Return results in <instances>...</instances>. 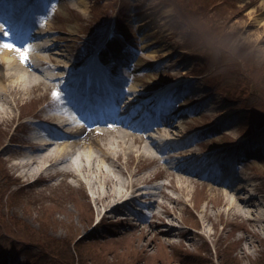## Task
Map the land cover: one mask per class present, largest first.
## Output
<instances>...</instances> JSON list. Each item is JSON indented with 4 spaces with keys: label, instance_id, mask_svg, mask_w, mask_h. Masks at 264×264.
Returning a JSON list of instances; mask_svg holds the SVG:
<instances>
[{
    "label": "rangeland",
    "instance_id": "obj_1",
    "mask_svg": "<svg viewBox=\"0 0 264 264\" xmlns=\"http://www.w3.org/2000/svg\"><path fill=\"white\" fill-rule=\"evenodd\" d=\"M175 1L185 11L187 20L177 15L173 4L163 0H54L50 17L44 19L46 29L51 30L45 42L51 48L46 49L48 58L44 55L43 60L50 67L39 63L35 69L42 70L43 74H37L22 60H15L18 50L11 55L13 58L9 57L16 68L4 72V65H0L3 70L0 82L6 87L0 91V109L5 110L0 115V144L4 142L0 145V214L4 215L0 228L5 233L0 236V242L20 233L9 221L13 213L28 224L23 227L28 226L35 232L40 231L39 221L43 225L48 221L49 231L61 236L60 252L67 264H87L73 258L71 246L89 239L113 242L112 250L92 244L81 247L87 257L101 256L93 257L94 262L90 264H171L173 250L177 249L193 255L186 264H264V222L254 225L240 220L227 221L219 216L220 202L210 198L211 176L224 173L216 164L210 169L213 173L208 181L198 174L188 175L193 185L184 191L176 179L177 167L166 156L156 162L143 160L136 151L123 156L124 151L138 150L141 145L135 136L120 135L119 131H128L123 126L117 128L111 124L112 131L107 125L87 127L82 136H88L90 143L95 141L118 159L116 164L122 170L112 171L114 180L136 182L148 176L140 185L150 193L157 187L153 179L166 182V188L160 186L155 209L145 204H135L130 211L121 207V211L130 215L129 219L112 212L92 231L102 217L97 210L104 209L106 202L95 203L94 190L88 184L80 185L66 175L69 179L60 178L47 185L44 177L35 180L39 164L28 167L29 171L20 168L19 175L15 173L14 162L52 154L57 147L55 143L62 141L53 140L47 153L40 154L38 148H31L30 142L43 140L45 136L40 137L38 133L44 134V131L34 130L28 123L16 128V124L11 126L13 122L27 115L53 123L62 134L79 132L80 121L61 113L66 109L51 80L79 71L85 61L106 47L123 50L129 44L137 51L131 56L134 65L119 68L112 63V56L105 54V60H109L107 70L117 74V90L129 100L138 93L144 99L146 95L164 92L162 100L169 106L165 116L171 119L176 130L184 132L181 145L188 146L201 162L211 152L229 151L226 160L238 165L236 172L229 176L239 181L250 179L255 184L254 195L264 205V0H213L215 8L204 21L211 27L202 26V30L218 28L223 34L220 36L217 32L204 37L196 34L198 26L194 16L201 14L208 3ZM191 7L196 10L194 13L189 12ZM109 32L118 34L120 39L110 42ZM54 65L69 66L70 71ZM4 73L11 78H2ZM32 74L39 78L40 84L33 86ZM93 105L97 107L96 102ZM137 115L142 113L139 111ZM259 115L263 118L260 121ZM152 116L154 113H149V122ZM144 120L148 122L145 116L140 122ZM60 122L68 125L61 128ZM261 123L263 126L250 134ZM10 127L15 130L11 131ZM132 132L139 134L133 129ZM149 134L154 140L164 139L152 130ZM82 153V145L73 147L67 157L74 163ZM182 163L192 168L191 163ZM24 173L28 175L18 178ZM91 178L96 180V175L92 173ZM32 180L35 183L22 187V183ZM14 191L21 192L24 199L17 197L12 203L6 200V194ZM145 200V203L151 202ZM47 212L52 217L44 219ZM149 213H154L152 218H148ZM168 230L171 233L164 235ZM21 231L28 233L27 229ZM22 232L1 264H27L33 255L36 256L33 264H62L54 250L41 246ZM65 237L71 238L68 241L72 243L67 247L70 254L65 251Z\"/></svg>",
    "mask_w": 264,
    "mask_h": 264
},
{
    "label": "bare ground",
    "instance_id": "obj_2",
    "mask_svg": "<svg viewBox=\"0 0 264 264\" xmlns=\"http://www.w3.org/2000/svg\"><path fill=\"white\" fill-rule=\"evenodd\" d=\"M1 1V0H0ZM81 7V6H80ZM146 27V26H144ZM39 29V28H38ZM47 30V29H46ZM27 39H34L33 36H30ZM24 41V38L23 40ZM30 41V40H29ZM28 41V42H29ZM41 41V39H40ZM144 45V44H143ZM53 46V45H52ZM34 48V47H33ZM32 48V49H33ZM46 48H51L50 44H46L44 41H41V44L38 45V48L36 49L37 53H35L34 57L36 60L41 61L43 60V56L46 59L47 54L45 52ZM108 51L110 54H113L115 49L112 47H108ZM130 54L135 53L132 50H128ZM16 53L14 49L6 48L2 51L0 59L2 62V65H4V72L12 71L14 68L17 67V65L14 63V61H9V57ZM124 53V51L122 52ZM121 53V54H122ZM127 53V52H126ZM120 54V55H121ZM10 58H13L12 56ZM123 58V57H122ZM19 55L17 53L15 60L18 61ZM44 62H48L46 60H43ZM17 63V62H16ZM64 66L58 65V69H62ZM84 73L79 74L77 76V80H75L76 84H80L81 81L89 82L87 84V87L84 88V92H82L81 95H76L75 88L76 84L73 81H70L67 83V85H71L72 90H70L68 95L71 96V99L74 97L80 98L81 101H78L77 104H80L83 102V106L80 105L77 106V108L82 111H85V115L87 114L89 116L91 115H97L100 116L101 121H111L113 118V115L116 117L118 114L119 119L113 121V125L117 126V128L124 127L128 131H119L120 135L127 136L132 135L135 136L139 144L138 150H134L132 148H129L127 151H124L123 156H127L129 154L134 153V151L138 152V156L143 158V160L156 162L157 160L162 159L164 156L168 158L174 157V160H171L170 163H172L174 166H176V170H178V176L177 181L179 183V188L186 191L187 188L192 186L191 178L188 175H194L198 174V176L202 179H206L208 181L209 177L211 176V167L213 164H216V168L224 172L222 176L216 177L217 174L214 173L212 175L213 183L209 184V190H210V198L211 199H217L220 202V205H222V210L219 211V216L225 218L227 221L229 220H240L243 222H247L249 224L258 225L259 223L264 222V205L260 203V199L256 197L254 194L253 187H255V184H252L250 182V179H245L239 181V179H233L229 175H233L232 172H236V169L238 168V165L236 163L230 162L226 160L228 152H221V151H215L211 152L209 154H206L203 156L204 161L201 162L198 160V155L193 154L192 151L188 150V146L181 145V141L183 139L184 132L180 131V129L176 130V128L171 124L170 119H165L163 117V103L160 102V99L157 103V108L155 113H157V116L155 115V118L158 117V119H153L152 122H157V124H151L152 131L159 137H162L164 139L155 140L152 138L149 134L150 127L146 125L148 122L141 121L142 117H148L149 112H153L152 105L154 104L152 97H147L145 99H141V94H136L132 99H128L117 90V87L113 88L112 86H106L101 85L100 80L101 78L105 79V74H92V71L88 70V65L85 64ZM0 71H3L0 68ZM37 74H43V71L35 70ZM13 73H11L12 75ZM74 75L72 72L71 77ZM82 75H85L84 78H82ZM38 77V76H37ZM61 77V76H60ZM2 78H6V80H9L8 78H11L10 75H7L4 73V76ZM32 84L34 86L37 84H40L39 78H36L35 74L31 75ZM41 79V78H40ZM1 81V80H0ZM91 83V84H90ZM48 85V84H47ZM96 86V87H95ZM102 86L104 90V95L101 96L97 93L98 87ZM107 88L105 90V88ZM79 88V87H78ZM5 91L6 87L2 86V82H0V91ZM110 91V93L108 92ZM163 94V93H162ZM97 98V107H94V100L93 98ZM107 98V99H106ZM126 103V101H128ZM75 101V99L73 100ZM148 106V107H147ZM115 107L119 111L117 114L115 113ZM5 110L0 109V115ZM79 111V112H80ZM142 113L141 116L137 115L138 112ZM62 114L66 113L67 111L64 110L61 112ZM135 116V118L133 117ZM131 119H134L132 122ZM82 122H84L83 118H80ZM149 121V118H147ZM93 121L95 123H100L97 118H94ZM61 123V122H60ZM131 123L129 126L128 124ZM140 123V124H139ZM139 126H138V125ZM61 128H65L68 123H61ZM86 124L82 123L81 129L79 132H75L74 134H62L63 131H50L45 133V138L41 141L35 140L30 142L31 148H38L39 153H47V149L52 146V142L57 137H60L62 135L60 143H55L57 146L52 154L43 155L39 159L36 157L30 156V160L23 161V163L18 162L14 164V169L18 171L20 168H30L34 165H40L39 166V172L47 171L49 169L54 170L56 175L59 173L66 174L68 176H71L77 181L80 185H84L85 183L88 184L95 193V196L93 197V200L95 203H105L106 206H104V209L97 210L100 212V215H102V218L105 215H108L114 211L119 213V208L123 207L126 210H134V205H148L149 208H157L158 204V195L160 191V186L165 187L166 185H158L156 188H154V193L146 191V187L140 185L141 182H145L148 178V176L141 177L136 182L130 181V180H122L117 181L114 180L112 176V171L114 170H122L120 166H118L117 160L113 154L110 153V151L106 150L104 147L97 144L95 141L94 143H90L88 140V136H82L83 135V128ZM89 126V124H87ZM146 125L145 129H141L142 126ZM137 126V127H136ZM141 126V128H140ZM46 126L45 128H47ZM110 130L112 129V126H109ZM53 128V127H50ZM136 128V129H135ZM108 129V130H109ZM132 129L134 131H138L139 134L135 135L132 132ZM86 134V133H85ZM133 138L132 140H134ZM82 145L83 153L82 155L75 154L76 156H79L78 159L75 160L74 163L69 162V159L67 157V153L70 152V150L73 147H80ZM43 146V147H41ZM85 151V152H84ZM88 151V152H86ZM96 154V155H95ZM74 155V154H73ZM67 159V161H66ZM198 160V161H195ZM219 160V161H217ZM66 162L65 166H61L63 163ZM77 162V163H76ZM181 162L185 163H191L192 168L186 167L184 165H180ZM59 168H55L58 167ZM173 166V167H174ZM29 171V169L27 170ZM96 175V180L91 178V174ZM28 173H24L21 177L27 176ZM19 177V178H21ZM88 177V178H86ZM95 186H97V190H95ZM137 186V187H136ZM116 187V188H115ZM134 188V189H133ZM164 189V188H163ZM157 198V199H156ZM161 198V197H160ZM172 198V197H170ZM145 199L151 200L150 203H145ZM120 200V201H119ZM145 200V201H144ZM117 201V203H115ZM137 212V211H135ZM50 212H47L46 217H52L50 216ZM134 214V212L132 213ZM122 215V214H118ZM164 215H166L164 213ZM12 219L16 222L22 224V225H28L23 218H19L17 214L11 215ZM123 219H127L126 216L122 215ZM152 218L153 215L150 214L148 218ZM211 216H208V219H210ZM116 219V217L114 218ZM110 220V219H108ZM115 221V220H114ZM167 225V223H164ZM40 221L38 222V228L41 231H44L45 236L48 237L49 241H58L61 236H56L52 234V232L49 231V227L47 225H42ZM41 226V228H40ZM172 230H168V232L164 235L167 236L168 233H171ZM166 247V246H165ZM168 248V247H166ZM177 249V248H176ZM178 250V249H177ZM181 251L183 254L182 258L185 259L191 253H188L187 251Z\"/></svg>",
    "mask_w": 264,
    "mask_h": 264
},
{
    "label": "trees",
    "instance_id": "obj_3",
    "mask_svg": "<svg viewBox=\"0 0 264 264\" xmlns=\"http://www.w3.org/2000/svg\"><path fill=\"white\" fill-rule=\"evenodd\" d=\"M164 3L167 2L168 4H173L175 9H176V13L177 15L181 18V19H184V20H187V17H186V13L185 11L176 3L175 0H163ZM206 3H208V6H206V8H204L202 10V13L201 14H198V15H195L194 17H196V23L198 27H196V34H198L199 36L201 37H204V36H211L212 34H216L218 32V28H216L214 31H206L204 32L202 30V26H205L206 29L211 27V25L207 24V23H204L205 21V18H206V15L212 11L213 8H215V4L216 3H213L214 1L212 0V2H208L209 0H204ZM197 2V1H196ZM220 4L223 5V1L220 2ZM195 10L194 8L191 7V10L189 11L190 13H194ZM214 10V9H213ZM196 11V10H195ZM198 13V12H197ZM188 24L190 25L191 27V23L188 22ZM193 28V27H191ZM218 34L221 36L223 33L222 31L218 32ZM218 41V40H216ZM251 91H248L247 92V95H250ZM262 118V117H261ZM263 119V118H262ZM19 196L18 193H15L11 196H8L7 197V200L9 202L12 203V201L14 200V198H17ZM1 207V205H0ZM49 217H45L44 219H47ZM3 215L1 216L0 215V226H3ZM11 223H12V226L16 228V231L17 232H20V233H14V238L13 239H5V240H2L0 242V251H1V254H5L6 252H11L10 250V247L13 245V242L15 239H17V237H19V235L21 234V230L24 229L26 231L27 229V232L28 233H23L25 234L26 236L36 240L41 246L43 245L44 247L46 248H49V249H52L54 250V252L56 253L57 257L59 258V260L62 262V264H67V260L65 258H63L61 256V252H60V249H61V243L62 241L59 239L58 241H49L48 240V237L45 236V233L44 231H38V232H35L33 230L30 229V227L26 226V227H23L22 224L16 222L15 220H13L12 218H10L9 220ZM48 225V221H46ZM43 225V224H42ZM4 228V227H3ZM73 231V230H72ZM5 233H3V231H1V228H0V236L3 235ZM67 238L65 240L67 246H66V249L65 251H67V253H69L70 249L67 250V247H69L70 243L72 242H69L68 240L71 239L69 237H65ZM30 240V239H29ZM87 244H92V245H96L97 248L99 249H103V247H106L108 246V250H112L113 246L110 247L111 245H113V242H99V241H95L94 239H89L87 242H82L79 240V242H76L75 244L72 243V256L73 258H75L78 262H82V261H85L87 264H90L89 262H94V258L93 257H96V256H99L101 257L100 255H97V254H94V255H90V257H87L85 256L82 252H81V247H88L90 245H87ZM35 247V246H34ZM174 251V253H173ZM172 253V262L171 264H186L187 262H189L191 260V258L193 257V255H189L188 257H186L185 259L182 258V255L183 254L181 251H178V250H173ZM170 253V255L172 254ZM70 254V253H69ZM36 256H30L29 259H28V264H33V262L36 260L35 259ZM30 260H33L32 262ZM175 262V263H174Z\"/></svg>",
    "mask_w": 264,
    "mask_h": 264
},
{
    "label": "snow or ice",
    "instance_id": "obj_4",
    "mask_svg": "<svg viewBox=\"0 0 264 264\" xmlns=\"http://www.w3.org/2000/svg\"><path fill=\"white\" fill-rule=\"evenodd\" d=\"M5 47L10 48V49L14 48V46H12V45H5ZM16 50L19 51V49H16ZM21 59H22V61H24V62L27 61V55H26L25 53H23V52L21 53Z\"/></svg>",
    "mask_w": 264,
    "mask_h": 264
}]
</instances>
